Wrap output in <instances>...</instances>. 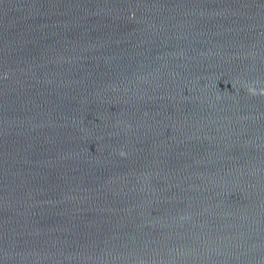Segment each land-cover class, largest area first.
<instances>
[{
    "label": "water",
    "instance_id": "obj_1",
    "mask_svg": "<svg viewBox=\"0 0 264 264\" xmlns=\"http://www.w3.org/2000/svg\"><path fill=\"white\" fill-rule=\"evenodd\" d=\"M0 264H264V0H0Z\"/></svg>",
    "mask_w": 264,
    "mask_h": 264
},
{
    "label": "clouds",
    "instance_id": "obj_2",
    "mask_svg": "<svg viewBox=\"0 0 264 264\" xmlns=\"http://www.w3.org/2000/svg\"><path fill=\"white\" fill-rule=\"evenodd\" d=\"M250 91H252V92H253V94H255V90H254V89H250Z\"/></svg>",
    "mask_w": 264,
    "mask_h": 264
}]
</instances>
